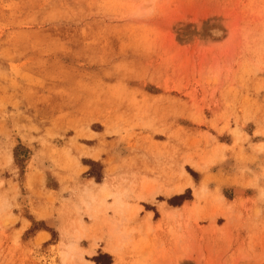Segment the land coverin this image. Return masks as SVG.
I'll return each instance as SVG.
<instances>
[{
    "label": "rangeland",
    "instance_id": "1",
    "mask_svg": "<svg viewBox=\"0 0 264 264\" xmlns=\"http://www.w3.org/2000/svg\"><path fill=\"white\" fill-rule=\"evenodd\" d=\"M0 264H264V0H0Z\"/></svg>",
    "mask_w": 264,
    "mask_h": 264
},
{
    "label": "bare ground",
    "instance_id": "2",
    "mask_svg": "<svg viewBox=\"0 0 264 264\" xmlns=\"http://www.w3.org/2000/svg\"><path fill=\"white\" fill-rule=\"evenodd\" d=\"M191 182H192V181H191V179H190L189 176H188L186 186L190 185ZM184 189H185V187L180 186V187L177 189V191H176V195L183 193V192H184ZM200 195H201V192H199V193L197 194V196H200Z\"/></svg>",
    "mask_w": 264,
    "mask_h": 264
}]
</instances>
